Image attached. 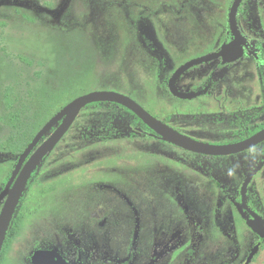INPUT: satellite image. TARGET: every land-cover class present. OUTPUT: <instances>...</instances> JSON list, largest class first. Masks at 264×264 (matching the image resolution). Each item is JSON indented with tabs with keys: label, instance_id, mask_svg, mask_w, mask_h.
Returning <instances> with one entry per match:
<instances>
[{
	"label": "rangeland",
	"instance_id": "obj_1",
	"mask_svg": "<svg viewBox=\"0 0 264 264\" xmlns=\"http://www.w3.org/2000/svg\"><path fill=\"white\" fill-rule=\"evenodd\" d=\"M12 1L0 0V154L11 155L0 159V191L42 126L84 92L131 95L176 132L216 144L223 142L213 139H233L241 126L262 121L246 116L263 105L248 56L229 73L214 61L184 74L177 83L182 91H197L214 76L200 98L178 100L168 91L175 69L202 55L201 40L214 36L220 0ZM141 33L161 49L166 69L145 52ZM132 119L115 105L79 113L45 155L8 230L0 264H29L41 246L72 262L83 249L87 264L246 263L258 238L251 218L240 216L230 199L263 163L246 198L264 216L263 146L202 162L153 137L130 136ZM112 125L122 127L123 136H104ZM199 170L211 175L200 179ZM259 247L249 264H264V240Z\"/></svg>",
	"mask_w": 264,
	"mask_h": 264
},
{
	"label": "water",
	"instance_id": "obj_2",
	"mask_svg": "<svg viewBox=\"0 0 264 264\" xmlns=\"http://www.w3.org/2000/svg\"><path fill=\"white\" fill-rule=\"evenodd\" d=\"M239 3L240 0H237L235 2L231 12L230 20L232 30L234 31L235 36L237 38L236 41L228 46H225L221 53H215L196 60H192L181 66L174 73L173 77L169 81V90L174 96L180 99H189L196 96L192 93L187 94L185 92H181L177 88V81L190 68L202 64L204 62L212 61L221 56L225 58V62L237 61L243 56V51L241 47L242 41H238V39H242V36L237 30L235 21V13L237 11ZM101 102L115 103L129 109L138 118H140L144 122V124H146L151 130L160 135L165 141L171 142L184 149L197 153H202L205 155L229 156L248 150L264 142V129L245 141L231 145H210L198 142L176 132L175 130L164 124L162 121L152 116L145 108H143L139 103H137L135 100H133L127 95L115 91H94L81 95L72 100L58 113H56V115H54L36 134L32 142L28 145L26 150L20 156L9 183L7 184L4 191L0 194V204L3 200H5V203L0 212V256L6 241L8 230L19 205L20 199L25 190L26 184L32 172L37 167L38 162L43 159V157L59 143V141L69 130V128L74 123L83 108L90 104ZM61 120L62 123L59 125ZM56 126H58L57 129L30 156L29 160L26 161L30 153L38 145L41 139H43V137L46 136L50 132V130ZM259 168L260 166L258 167V169ZM254 173H256V171H254L248 176L247 180L243 185V189L241 192L243 196V203L236 204L241 214L244 213V209H248L246 205V192L248 184L251 182ZM251 215L253 216V220L250 221L251 230L255 234H257L261 239H264V220L253 212H251ZM259 248L260 247L258 244L252 249L245 264H249L252 261L254 255L258 252ZM31 263L70 264L62 258V256L58 253L56 249H41L35 251L31 257Z\"/></svg>",
	"mask_w": 264,
	"mask_h": 264
},
{
	"label": "flooded vegetation",
	"instance_id": "obj_3",
	"mask_svg": "<svg viewBox=\"0 0 264 264\" xmlns=\"http://www.w3.org/2000/svg\"><path fill=\"white\" fill-rule=\"evenodd\" d=\"M236 1L237 0H220V7H218V9H219L221 15L217 18V21H216L217 28L215 30L214 36L211 39L201 40V43L205 42V44H204V47H205L204 48V53L202 55H199V56H196V57H192L191 59L187 60L186 62H184L183 64L178 66L175 69V71L172 73L171 77L168 80V91L176 99L185 100V101L186 100H193V99L200 98V97H202V96H204V95H206L208 93L207 90L209 89V87H211V83H212L211 80L212 81L214 80V76L212 74L207 78V84L205 86H203L202 88H200L199 90H197V91H182L177 86L178 90L181 91V92H185L187 94L192 93V94L196 95L193 98H189V99H180V98L174 96L169 90V81L173 77L174 73L181 66L186 64L187 62L192 61V60H196V59H199V58L211 55V54L221 53L225 46H228V45H230V44H232V43H234L236 41L237 38L235 36L234 31L232 30L231 21H230L231 20V12H232V9H233L234 4H235ZM263 19H264V0H240V3H239L238 8H237V11L235 13V21H236L237 30L242 36V39L241 40L238 39V41H242L241 42V47H242V51H243V56L240 59H238L237 61H233V62H225V58L223 56H221V57H219L217 59H214L212 61L204 62L202 64L196 65V66L190 68L188 71H186L184 73V74H186L189 71H192L193 69H196L199 66H202V65H205V64H209V63L214 62V61H217V63H218L217 64V68H216L218 71L226 70L229 73L237 65L238 62H240L241 60H244L245 57L248 56V58H250L251 63L254 65V67H255V69L257 71L258 81H259V86H260L259 95L263 98V100H262L263 105H261L260 107H255V108L250 109L249 111L246 112V116H247V119H252L253 120V119L261 118L262 121L259 124H256V125H253V126H250V125L241 126L238 130L234 131L233 135L236 136V137H234L233 139H230V140H227V139L226 140H214L213 139V141L223 142V144H216V143H213V142H209V140L203 139L201 137L193 136L191 134L181 133L180 132L185 137H188V138H190L192 140H195V141H198V142L210 144V145H231V144L240 143L242 141H245V140L253 137L255 134H257L258 132H260V131H262L264 129V30L262 29ZM253 30L261 31L260 32L261 33L260 36L252 37L251 33L253 32ZM139 38L141 39V42H142V45H143V48H144L145 52L148 55L152 56V57L156 56L158 59H160L161 67L163 69H166V67L168 65L167 64V59L165 58V55L161 52V49L158 48L156 42L150 36H148L146 33H141L139 35ZM239 45H240V43H239ZM181 77L179 78V80L181 79ZM178 81H177V83H178ZM118 93H121V92H118ZM124 95H126V94H124ZM127 96H129L133 100H135L133 98V96H131V95H127ZM135 101L137 103H139L137 100H135ZM101 103H105V105H115L117 107L123 108L130 115H132L133 119L130 122L127 123L128 130L130 131V136L134 137L135 135H140V136H143V137H153L155 139V141L162 142V143H164L166 145H170V146H172L174 148H177V149H179V150H181V151H183L185 153H188L190 155H194V156L198 157L199 160L202 161V162L203 161L206 162L207 160H205V159H213V158L214 159H219V158H222V157H227V156L205 155V154H202V153H197V152H193V151L184 149V148H182L180 146H177V145H175V144H173L171 142H167L160 135H158L156 132L151 130L146 124L145 125L151 131L143 130L138 125H135V122H136L135 116L136 115L132 111H130L129 109H127V108H125V107H123L121 105L115 104V103H109V102H101ZM90 105H92V104H90ZM88 106H86L85 108H87ZM85 108H83V109H85ZM155 118H157V117H155ZM138 119H140V118H138ZM158 120H160V119H158ZM160 121H162L164 124H166L169 127H171L168 124L167 120L166 121L165 120H160ZM61 123H62V120L60 121L59 125ZM56 127L52 128L50 130L49 136L57 129ZM121 131H122V127L114 126V125L107 126L105 128V131H104L105 132L104 136L121 137V136H123L121 134ZM44 137H43V139H41V141L44 140ZM40 142L33 149V151L30 153V155L28 156L26 161H28L30 156L43 144L42 143L41 145H39ZM28 145H27V147H28ZM258 146H263V151H262V154H261V157H260V161L263 162L264 161V142L258 144L255 147H258ZM255 147H253V148H255ZM26 148L23 150V152L26 150ZM253 148H250L248 150H245V151L239 152L237 154H233V155H239V154L245 153V152H247V151H249V150H251ZM23 152L21 153V155L23 154ZM233 155H229V156H233ZM20 156H19V158H20ZM45 159H46V156L43 157V159L41 160L40 164L32 172V174H31V176H30V178H29V180H28V182L26 184L25 190H24L23 195H22V197L20 199L18 207L26 199L27 191L32 186L30 184H31L32 180L34 179V177L39 172L41 164L45 161ZM17 163H18V161H17ZM17 163H16L13 171L15 170V168L17 166ZM262 165H263V163L257 164L248 173V176H249L251 173L256 171V173H254V176H253L251 182L248 184L246 194L249 191L250 185H252L253 181L256 179L257 174L259 173V170L263 167ZM259 166H260V168L258 169ZM13 171H12V173H13ZM12 173H11V176H12ZM199 173L200 174H198V178H200V179H201V176L203 174L211 175V172L202 171V170H199ZM248 176L244 178L243 183L241 184L238 198L236 200L235 199H230V203L236 209L237 213L240 216H242V214L239 212L238 207H237L236 204H242L243 203V196H242L241 192H242V189H243V185H244L245 181L247 180ZM189 179H192V178L190 177ZM212 182L213 181H210L209 183H212ZM8 183H9V179L5 181V185L3 186V189L0 191V194L4 191V189L6 188ZM189 185H191V182H189ZM214 185H216V183ZM4 203H5V200L2 201L0 206L2 205V207H3ZM246 205H247L248 209H244L243 210L244 211L243 215H246L249 218H251V220H253V216L251 215V212H253V213L257 214L258 216H260L264 220V216L261 213V209L259 208V206L256 203H253V204L250 205V203L248 201V198H246ZM2 207H1V210H2ZM18 207H17V209H18ZM16 212H17V210H16ZM16 212H15V214H16ZM192 216L193 215H192L191 211H187V218L191 221V223H194L196 221V219H194ZM255 235L258 238L257 244H259L261 241L264 240V239H261L257 234H255ZM193 237L195 239L198 238L197 237V232L196 233L194 232V236ZM41 249H46L47 250V249H54V248L53 247H51V248H43L41 246V247H38L37 249H35L34 252L37 251V250H41ZM57 251L62 256V258L64 260H66L70 264H87L88 263V259L90 258V254L89 253H87L83 249H79L78 250L77 261L76 262H72V261H70L68 259V257H66L59 250H57ZM33 253L30 256L29 264H32L31 263V257L33 255ZM133 253H134V249L131 248L130 252H129V257L130 258L133 255ZM125 264H126V262H125Z\"/></svg>",
	"mask_w": 264,
	"mask_h": 264
},
{
	"label": "trees",
	"instance_id": "obj_4",
	"mask_svg": "<svg viewBox=\"0 0 264 264\" xmlns=\"http://www.w3.org/2000/svg\"><path fill=\"white\" fill-rule=\"evenodd\" d=\"M28 2V1H27ZM12 3L15 5V6H28V4H25L26 2H25V0H14V1H12ZM13 5V6H14ZM84 94H86V92H84L82 95H84ZM81 96V95H80ZM79 97V96H78ZM67 105V104H66ZM66 105H64V106H61V108H59V110H57L56 111V113H58V111H60L63 107H65ZM100 105H105V103H95V104H92V105H89L88 107H91V106H100ZM129 111V110H128ZM130 112V111H129ZM55 115V114H54ZM53 115V116H54ZM53 116H51V117H53ZM135 116V115H134ZM51 117L49 118V119H51ZM135 118H136V122H135V125H138L140 128H142L143 130H149V131H151L140 119H138L136 116H135ZM18 117H15V118H13L12 120H11V123L13 124V125H17V123H18ZM48 119V120H49ZM43 127V126H42ZM5 150H9L8 148L7 149H5ZM11 157V155L9 156V154L7 153V155H3V153L1 152V154H0V159L2 158V159H9ZM16 215V214H15ZM15 215H14V217H13V220H12V222L15 220ZM9 239V236H8V234H7V237H6V241ZM6 241H5V243H6ZM5 245V244H4ZM4 248V247H3ZM29 260H30V257H29Z\"/></svg>",
	"mask_w": 264,
	"mask_h": 264
}]
</instances>
